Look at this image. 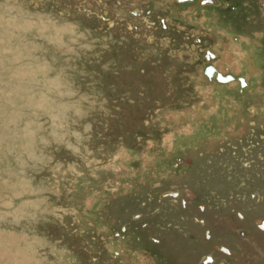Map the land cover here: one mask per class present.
I'll list each match as a JSON object with an SVG mask.
<instances>
[{"label": "rangeland", "instance_id": "rangeland-1", "mask_svg": "<svg viewBox=\"0 0 264 264\" xmlns=\"http://www.w3.org/2000/svg\"><path fill=\"white\" fill-rule=\"evenodd\" d=\"M218 1L0 0V264L262 263L264 0Z\"/></svg>", "mask_w": 264, "mask_h": 264}, {"label": "flooded vegetation", "instance_id": "flooded-vegetation-1", "mask_svg": "<svg viewBox=\"0 0 264 264\" xmlns=\"http://www.w3.org/2000/svg\"><path fill=\"white\" fill-rule=\"evenodd\" d=\"M185 1H189V0H185ZM216 1H218V0H196L197 4L203 5V6H209V5L215 6V5H218V4H216L217 3ZM262 12L264 14V6H263ZM241 42H242V40H241ZM226 55H228L231 58L230 61H233L234 57L238 58V60L237 59L234 60L235 61L234 62L235 65H238L240 67H244L245 66L248 69V71L253 66L252 60L255 57L254 52H250L249 50H246L243 47V43L242 44L239 43L236 47L229 46L226 49ZM250 71H252V70H250ZM216 75L221 77V74L219 73V71L216 72ZM259 227L264 230V219L259 221ZM239 235L242 236V237L246 236V240H248V241L250 240V239H248L249 238L248 232H246L245 230H240L239 231ZM251 239H253L254 241H251L250 245H252L254 247H257L259 249L256 256L261 258L262 259V263L261 264H264V245L259 246V241L260 240L259 241L257 240V239H261V238H259L258 236L257 237L255 236V237H252ZM263 241H264V239H262V242ZM222 249L227 254L231 253V250L229 248H227V247H222ZM209 261H211V258L207 255V256H204L202 258L200 264H205V263H207ZM219 264H227V263L223 261V262H221Z\"/></svg>", "mask_w": 264, "mask_h": 264}, {"label": "crops", "instance_id": "crops-1", "mask_svg": "<svg viewBox=\"0 0 264 264\" xmlns=\"http://www.w3.org/2000/svg\"><path fill=\"white\" fill-rule=\"evenodd\" d=\"M225 57H226L225 60H229V61H228V62H229V63H228V66L226 67V68H228V67H229V64H230V62H231V61H230L231 58H230L228 55H225ZM228 58H229V59H228ZM224 68H225V67H224ZM218 71L220 72V70L218 69V70L214 71V73H216V72H218Z\"/></svg>", "mask_w": 264, "mask_h": 264}]
</instances>
